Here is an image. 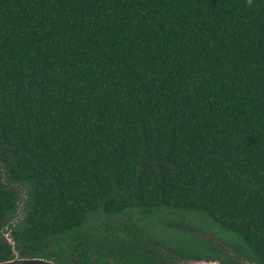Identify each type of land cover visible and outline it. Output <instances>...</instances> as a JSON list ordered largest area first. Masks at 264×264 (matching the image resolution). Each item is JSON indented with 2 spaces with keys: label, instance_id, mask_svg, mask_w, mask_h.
<instances>
[{
  "label": "trees",
  "instance_id": "16d2710c",
  "mask_svg": "<svg viewBox=\"0 0 264 264\" xmlns=\"http://www.w3.org/2000/svg\"><path fill=\"white\" fill-rule=\"evenodd\" d=\"M6 232L59 264H264V0H0V261Z\"/></svg>",
  "mask_w": 264,
  "mask_h": 264
},
{
  "label": "water",
  "instance_id": "95a60500",
  "mask_svg": "<svg viewBox=\"0 0 264 264\" xmlns=\"http://www.w3.org/2000/svg\"><path fill=\"white\" fill-rule=\"evenodd\" d=\"M5 234L9 242L12 244V250L14 252V257L9 260L0 261V264H59L52 260L41 258V257H20L18 252L15 251L14 249L13 240L11 239V237L9 236L7 232ZM206 238L208 239V236H206ZM183 261H185L186 263L194 262V263H199V264H221L218 260H211V259H205V258L185 259ZM248 264H258V263L248 261Z\"/></svg>",
  "mask_w": 264,
  "mask_h": 264
},
{
  "label": "flooded vegetation",
  "instance_id": "af4514ba",
  "mask_svg": "<svg viewBox=\"0 0 264 264\" xmlns=\"http://www.w3.org/2000/svg\"><path fill=\"white\" fill-rule=\"evenodd\" d=\"M228 258H230L229 264H248V260H245L242 256H236L234 252L228 251L224 246L222 247ZM170 264H179L178 257L171 258ZM182 261V260H181ZM165 264V263H164ZM182 264H190V263H182Z\"/></svg>",
  "mask_w": 264,
  "mask_h": 264
},
{
  "label": "clouds",
  "instance_id": "9594fccd",
  "mask_svg": "<svg viewBox=\"0 0 264 264\" xmlns=\"http://www.w3.org/2000/svg\"><path fill=\"white\" fill-rule=\"evenodd\" d=\"M247 3H248L249 6H251L252 0H247Z\"/></svg>",
  "mask_w": 264,
  "mask_h": 264
},
{
  "label": "rangeland",
  "instance_id": "374dc122",
  "mask_svg": "<svg viewBox=\"0 0 264 264\" xmlns=\"http://www.w3.org/2000/svg\"><path fill=\"white\" fill-rule=\"evenodd\" d=\"M185 261H180V263H184ZM190 264H199V263H194V262H192V263H190Z\"/></svg>",
  "mask_w": 264,
  "mask_h": 264
}]
</instances>
